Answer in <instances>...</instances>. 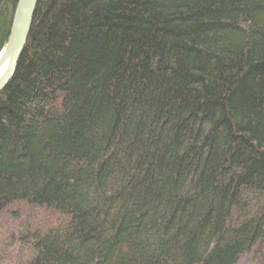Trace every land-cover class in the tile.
Masks as SVG:
<instances>
[{"label": "trees", "instance_id": "1", "mask_svg": "<svg viewBox=\"0 0 264 264\" xmlns=\"http://www.w3.org/2000/svg\"><path fill=\"white\" fill-rule=\"evenodd\" d=\"M2 230L0 264L263 262L264 0H39L0 92Z\"/></svg>", "mask_w": 264, "mask_h": 264}, {"label": "water", "instance_id": "2", "mask_svg": "<svg viewBox=\"0 0 264 264\" xmlns=\"http://www.w3.org/2000/svg\"><path fill=\"white\" fill-rule=\"evenodd\" d=\"M39 0H19L7 43L0 51V92L15 74L27 43Z\"/></svg>", "mask_w": 264, "mask_h": 264}, {"label": "rangeland", "instance_id": "3", "mask_svg": "<svg viewBox=\"0 0 264 264\" xmlns=\"http://www.w3.org/2000/svg\"><path fill=\"white\" fill-rule=\"evenodd\" d=\"M8 40V39H7ZM7 43V42H6ZM5 46V45H4ZM2 50V49H1ZM46 216L47 215H43L42 217H44V218H46ZM49 220H50V218H49ZM50 222H52L51 220L49 221V223ZM36 223H37V221H36ZM5 231V232H4ZM2 230V231H0V239H4V236H6L7 235V232H9V231H7L6 232V230ZM14 231V230H13ZM0 242H2L3 243V241H0ZM6 243L8 244L9 243V240L8 241H6ZM6 252V250H5V248H4V251L2 250V249H0V256L3 254V253H5ZM12 253H13V251H11ZM0 259H1V257H0ZM263 262H264V258H263ZM263 262H261V263H258V264H262ZM240 264H253L252 263V261H251V259L250 258H245L244 260H242V262L240 263Z\"/></svg>", "mask_w": 264, "mask_h": 264}]
</instances>
